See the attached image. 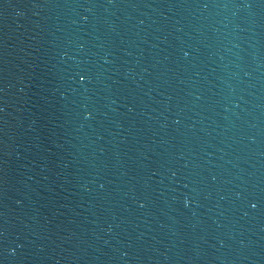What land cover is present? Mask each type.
I'll use <instances>...</instances> for the list:
<instances>
[{"label": "water", "instance_id": "95a60500", "mask_svg": "<svg viewBox=\"0 0 264 264\" xmlns=\"http://www.w3.org/2000/svg\"><path fill=\"white\" fill-rule=\"evenodd\" d=\"M262 192L264 0H0V264H264Z\"/></svg>", "mask_w": 264, "mask_h": 264}, {"label": "snow or ice", "instance_id": "6c2138e0", "mask_svg": "<svg viewBox=\"0 0 264 264\" xmlns=\"http://www.w3.org/2000/svg\"><path fill=\"white\" fill-rule=\"evenodd\" d=\"M205 6H207V5H205ZM183 55L185 57H187V56L190 55V53L188 51H184L183 52ZM89 78L90 77L88 76V74L86 72H82V73L79 74V79L81 81H86ZM238 195H240V194L238 193ZM253 195H255V194H253ZM189 203H190V200L187 199L186 202H185V206H187ZM262 205H264V192H262L259 195V198H256V199H253V200H249L248 201V208L251 209V210H253V211L261 208Z\"/></svg>", "mask_w": 264, "mask_h": 264}]
</instances>
